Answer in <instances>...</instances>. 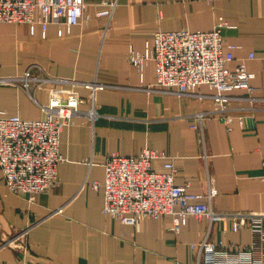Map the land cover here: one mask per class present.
<instances>
[{"label":"crops","instance_id":"0c3cea01","mask_svg":"<svg viewBox=\"0 0 264 264\" xmlns=\"http://www.w3.org/2000/svg\"><path fill=\"white\" fill-rule=\"evenodd\" d=\"M105 2L116 3L109 20L99 14ZM83 12L88 22L68 32L54 23L45 31L37 22L0 23V77L37 63L53 76L106 85L95 93L94 123L80 114L61 131L64 161L56 186L29 201L11 193L0 172V264H203L191 244L206 239L249 246L250 229L233 231L231 215L264 213V0H84ZM218 17L227 24L225 42L235 45L228 66L242 61L254 74V91L227 93L231 123L210 115L201 129L191 128L195 113L214 109V90L201 85L180 96L161 91L153 86V65L140 75L127 54L142 51L155 31H207ZM76 90L89 99L88 89ZM35 98L46 103V90H36ZM8 115L45 117L24 91L0 84V116ZM144 147L164 151L175 183L188 182L189 192L205 193L212 177L217 194L211 207L224 219L188 216L174 230L171 215L125 225L103 214L102 188L91 183H102L106 157L136 156ZM165 161L155 159L153 169L164 172Z\"/></svg>","mask_w":264,"mask_h":264},{"label":"built area","instance_id":"2783aa9c","mask_svg":"<svg viewBox=\"0 0 264 264\" xmlns=\"http://www.w3.org/2000/svg\"><path fill=\"white\" fill-rule=\"evenodd\" d=\"M115 5V2H105L99 14L109 20ZM83 9L84 0H0V23L32 26L37 22L43 31L48 24L54 23L68 32L72 26L88 22L89 17ZM226 26L223 18L218 17L207 31L158 30L145 40L142 51H128L127 59L140 75L149 63L153 65V86L161 91L180 96L194 93L201 85L214 90L210 96L214 109L195 113L191 128L201 129L204 119L210 115H217L225 124L231 123L233 117L227 113L231 97L227 93L240 90L251 94L254 91L251 85L254 74L242 61L232 68L228 66L233 60L235 45L225 42L222 28ZM61 32L59 29V35ZM252 57L250 54L249 58ZM0 84L18 87L45 113L43 119L0 116L1 175L11 193L34 201L38 193L47 192L58 184L57 166L64 161L59 151L63 127L80 114L93 124L99 116L95 93L106 85L95 80L53 76L37 63L29 64L19 75L0 77ZM77 87L88 89L89 99L82 98ZM38 89L46 90V103L35 98ZM84 103L89 104V109L82 111L79 106ZM238 120L242 123L241 116ZM155 159L166 160L164 172L153 169ZM103 168L102 183L93 181L91 187L102 188V213L122 224L135 225L143 218L160 219L171 215L172 229L177 230L188 216L224 219L225 215L214 212L211 207V199L217 194L212 177L207 179L205 193L189 192L188 182L175 183L172 159L162 150L144 147L136 156L111 153ZM241 227L249 228L252 233V242L247 247L206 239L190 246L197 249L203 264H264V213L232 214L231 229L235 231ZM16 239L20 245H25L21 235ZM220 258L225 262H219Z\"/></svg>","mask_w":264,"mask_h":264}]
</instances>
